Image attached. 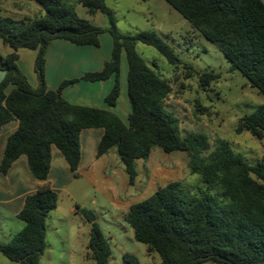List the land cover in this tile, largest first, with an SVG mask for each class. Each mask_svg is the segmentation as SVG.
<instances>
[{
	"label": "trees",
	"instance_id": "1",
	"mask_svg": "<svg viewBox=\"0 0 264 264\" xmlns=\"http://www.w3.org/2000/svg\"><path fill=\"white\" fill-rule=\"evenodd\" d=\"M43 15L33 20L0 19V39L11 53L0 59L5 72L0 81V128L11 120L18 127L8 136L0 171L7 172L20 155L27 158L31 175L41 183L28 194L16 215L23 227L8 242H0V254L19 264H42L46 245V217L57 206L58 195L48 181L51 149L55 146L77 175L79 135L83 129L102 128L97 157L115 149L128 183L138 176L136 160L148 159L155 147L164 152L189 155L188 168L201 176L204 189L192 193L179 180L169 181L145 199L132 203L123 220L135 240L156 252L160 264H264V164H250L229 142L217 139L211 146L206 135L179 134L178 120L164 109L169 83L138 54L136 44L153 46L172 65L181 63L174 49L154 32L125 34L117 30L105 0H79L90 13L103 12L109 27L100 28L75 12L66 0H36ZM209 42L214 43L233 70L264 96V0H164ZM113 39L111 58L102 70L65 80L55 90L46 88L44 55L53 39L77 45L99 46V35ZM19 48L37 50L34 61L39 87L33 88L17 66ZM128 63L127 96L131 106L127 122L115 113L72 104L61 96L64 86L78 80L100 81L115 76L105 98L114 106L119 96L120 55ZM199 76L206 86L216 78ZM9 85L14 87L6 92ZM264 137V103L244 114L235 128ZM89 223L87 257L95 264H109L111 247L97 224L94 211L79 208ZM123 260L139 264L124 252Z\"/></svg>",
	"mask_w": 264,
	"mask_h": 264
},
{
	"label": "rangeland",
	"instance_id": "2",
	"mask_svg": "<svg viewBox=\"0 0 264 264\" xmlns=\"http://www.w3.org/2000/svg\"><path fill=\"white\" fill-rule=\"evenodd\" d=\"M66 1L75 4V0ZM105 2L112 10L119 32L125 34L154 32L167 42L180 58L181 63L172 65L153 46L142 43L136 45L138 54L150 63L171 87L163 107L177 118L179 134L206 135L210 150L214 148L217 139L227 140L233 150L250 164L257 162L264 164V137L257 138L247 131L237 133L235 130L244 114L251 113L264 103V96L250 86L241 72L230 67L217 46L193 30L189 22L164 0H105ZM23 9L27 8H24L21 1L0 0V19L1 16L13 18L12 12ZM25 13L34 14L30 9L26 12L21 11V14ZM101 13L107 18L103 12ZM26 18L27 16L22 20ZM23 51L28 55V51L31 50L27 48ZM0 56H5L1 42ZM204 72L217 77L206 86H201L199 76ZM29 78L32 79L30 75ZM188 162L189 155L186 152L167 153L155 147L148 159L136 166L139 176L135 183L133 185L127 183L124 193L120 196L127 195L128 203L138 202L157 188L174 180L181 181L192 193L204 189L205 184L201 176L189 171ZM93 180L94 183L88 179L87 185L77 189V194L72 193V200L79 208L95 212L97 224L111 247L109 264H129L123 260L124 252L136 256L139 264H160L161 259L156 252H148L145 244L134 239L132 228L120 216V214L123 216L124 210L120 211V208L113 205L106 194L101 192L100 183L105 182V177H93ZM79 183L83 185L85 180L80 179ZM59 197L61 200L59 209L50 213L46 221V247L40 256V262L95 264L87 257L86 245L90 227L87 220L80 209L75 213H69V208L65 206V202L71 199L69 195L67 197L66 193L61 192ZM0 221H5L0 226L2 243L8 242L4 233L8 231V227L17 232L24 225V222L17 218H0ZM14 223H18V227ZM0 264L19 263L0 254Z\"/></svg>",
	"mask_w": 264,
	"mask_h": 264
},
{
	"label": "crops",
	"instance_id": "3",
	"mask_svg": "<svg viewBox=\"0 0 264 264\" xmlns=\"http://www.w3.org/2000/svg\"><path fill=\"white\" fill-rule=\"evenodd\" d=\"M18 1L23 2L24 8L30 9L34 14H21V11L26 12L27 9L16 10L11 14L13 16L12 19L19 21L27 16V20H33L43 15V8L39 3L35 2L36 0ZM74 2V10L78 16L87 19L91 24L100 28H107L109 26V20L101 11L90 13L79 0H75ZM2 17L4 16H1V18ZM0 42L4 46L5 55L13 51L11 47L4 44L1 39ZM112 47L113 39L108 31H104L99 35V46L77 45L60 38L51 40L44 55V79L46 88L55 90L65 80L79 78L87 72H98L102 70L105 62L111 58ZM26 49L27 48H19L16 51L18 54L16 63L29 84L36 89L39 87V79L34 68L37 50L30 49L31 51H28L27 55L26 51H23ZM1 58L0 56V59ZM26 58L28 59L26 60ZM147 64L151 66L150 63ZM127 72L128 63L125 52L122 51L120 55V71L118 74L120 91L114 106H109L105 102L106 96L115 83L114 75L100 81L78 80L77 82L64 86L61 90V96L72 104L109 110L126 123L128 114L131 110L127 96ZM4 75L5 72L0 70V81L3 79ZM29 75L32 79L29 78ZM13 87V85L7 86L6 92L10 91ZM17 127L18 121L11 120L0 128V163L7 138ZM102 134V128H88L81 131L79 135L80 162L76 176L70 171L69 165L59 149L52 146L48 181L51 187L56 191L58 200L56 208L49 212L46 221L50 213L52 214L53 211L59 209L61 202L59 196L61 192L66 193L67 197L68 195L71 197V199L65 202V206L69 208V213L72 214L78 211L79 207L76 206V202H73L72 193L73 195L75 193L77 194V189L87 185L89 182L88 179L94 183L93 177H105V182L100 183V187H102L101 192L106 194L109 201L113 205L118 206L120 211L124 210L125 213L132 203L137 202L133 201L128 203L126 201L127 195L125 197L120 196V194L124 193L127 186L128 176L115 149H111L102 156L97 157V146ZM143 161L145 160H136V166L139 162ZM80 179L85 180L83 185L79 183ZM40 183L39 180L31 175L25 155H20L13 161L7 172L2 173L0 171V218H17L16 215L22 209L25 197L34 192ZM114 195L117 196L114 197ZM120 216L123 219L121 214ZM2 222L5 221H0V226ZM14 224L18 227V223ZM8 228L7 232H4V229L2 231L6 234V241H9L12 235L18 232H13L10 227Z\"/></svg>",
	"mask_w": 264,
	"mask_h": 264
}]
</instances>
